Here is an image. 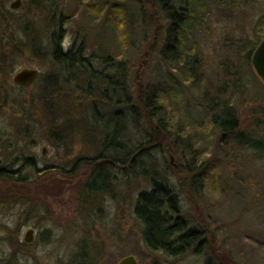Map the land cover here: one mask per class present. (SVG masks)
<instances>
[{"label": "rangeland", "instance_id": "obj_1", "mask_svg": "<svg viewBox=\"0 0 264 264\" xmlns=\"http://www.w3.org/2000/svg\"><path fill=\"white\" fill-rule=\"evenodd\" d=\"M13 1L1 0L0 5L12 13L16 21L27 23L26 19H29L35 30L44 29L45 23L39 12L32 8V11L27 12L31 6H28L26 0H20L21 7L18 11H10L8 5ZM118 1L133 12L131 32L137 40L141 35H148L150 40L157 29L158 47L163 44L168 22L160 14L159 7L149 0ZM164 1L177 9L180 6V0ZM50 4V11L56 5L57 12H62L64 23L66 22L63 23L64 33L61 39L65 47L72 42L77 31L82 32L80 34L85 38L89 48L88 55L98 51L103 44L101 39H109L101 26L94 27L90 32L82 31L84 25L80 15L84 12L85 4L80 0H51ZM46 10L44 9L45 12ZM204 10L195 19L193 33L187 35L188 48L194 44L199 72L205 79V91L215 102L230 108L240 131L253 140L258 151L234 143L220 145L217 129L204 132L203 127L209 125V115L202 108L200 116L195 95L187 92L183 95L170 88L175 98L169 99V102L177 111V123L189 128L187 139L179 140L177 156H171L173 167L183 163L179 153L187 152V145L192 140L199 143L196 149L208 148L210 158L217 159L220 166L218 195L191 193L188 195L190 202L187 195H182L175 187L180 197V215L188 220L189 228L199 230L204 227L205 220L211 223L210 228H206L208 234L205 236V246L195 253H189L178 264H204L207 260L217 264L219 260L214 253L223 259L230 258L235 264H264V84L251 67V57L248 60L241 58L237 52L246 43L250 47L260 43L257 23L264 18V0H209ZM107 45L111 51L113 47L110 43ZM43 62L24 52L14 59V72L6 87L2 77L4 74L0 75V95L7 100L0 111V167L10 166L14 171L20 170V174L28 182L27 185V182L15 184L0 179V264L63 263L78 250L76 246L83 237L90 245H96L98 250H106V255L98 264H116L119 259L128 255L134 256L137 264L159 263L158 255L146 249L141 238L142 227L133 215V200L137 194L149 190L145 179H133L114 172L115 179L109 186V192L101 197L89 195L82 198L77 190L89 175L86 168L79 167L67 174L68 177L58 172L41 171L53 167L67 170L76 158L95 156L93 150L87 151L76 142L71 152L63 154L50 146L44 130L36 131V128L31 136L24 139L17 134V121L24 116L28 95L34 90L35 84L33 82L27 85L20 92L11 84L12 76L25 68L36 69L41 74L46 71ZM146 62L142 67V74L149 86L160 84L164 89L166 74L174 82L179 81L177 67L153 56ZM138 66L140 67V59L135 56L129 69L133 79L134 73L140 71L136 70ZM181 88L183 89V85ZM180 94L183 95L185 104L182 103ZM22 95L26 97L23 99ZM183 158L187 159V156ZM25 159L32 161V168L24 167ZM153 160L158 170L170 175L176 184L169 165L170 157L166 153L153 154ZM38 174L40 175L37 176ZM179 178L181 177H177ZM40 185L47 188L48 196L42 194ZM37 191L46 200L40 206L26 201L12 205L5 197L7 192L15 193L21 198L26 193ZM33 206L35 210L37 208L36 211L31 209ZM28 229L34 230L31 245L22 242ZM44 231L50 234L46 243H42Z\"/></svg>", "mask_w": 264, "mask_h": 264}, {"label": "trees", "instance_id": "obj_2", "mask_svg": "<svg viewBox=\"0 0 264 264\" xmlns=\"http://www.w3.org/2000/svg\"><path fill=\"white\" fill-rule=\"evenodd\" d=\"M80 1L85 4L80 15L84 25L82 31L90 32L101 26L113 47L111 51L108 40L100 38L103 44L98 51L88 55L89 48L80 31L75 32L72 42L65 47L61 39L66 22L62 12H57L56 5L50 11L51 0H26L31 6L27 7V12L38 11L45 23L41 31L35 30L29 19H26L27 23L16 21L14 15L0 5V75L4 74L5 87L14 72V59L24 52L46 65L43 66L46 71L39 74L33 83L35 88L28 95L24 116L17 121V134L24 139L31 136L36 128V131L44 130L50 146L63 154L71 152L77 143L87 151L93 150L95 156L78 157L67 170L53 167L41 171L58 172L68 177L67 174L79 167L86 168L89 175L77 190L82 198L89 195L101 197L107 193L115 179L114 172L133 179H145L149 190L137 194L133 200V215L142 227V241L149 252L158 255L160 262L156 264H178L189 253L205 246L206 228H210L211 223L205 220L201 229H190L188 220L180 215V197L175 187L187 197L191 193L218 195L220 166L217 159L210 158L208 148L196 149L199 143L192 140L187 145V152L179 153L183 163L175 164V167L169 163L176 184L170 175L158 170L153 154L166 153L168 157H176L179 140L187 139L189 133V128L177 123V111L169 102L175 98L170 88L183 95L186 92L195 95L200 116L202 108L209 115V125L203 127L204 132L217 129L220 145L234 143L258 151L253 140L240 131L230 108L215 102L205 91V79L199 72L194 44L188 48L187 35L193 33L195 19L205 11L209 0H180L178 9L164 0H149L160 8V14L168 22L167 36L159 47L157 29L150 40L148 35L137 34L139 40L133 36V12L118 0ZM257 33L262 40L264 18L257 23ZM256 47L257 44L250 47L246 43L237 52L248 60ZM135 56L140 59V67L136 69L140 71L134 73L133 79L129 69ZM152 56L177 67L179 81L174 82L166 74L164 89L160 84H146L142 67ZM27 87L15 88L21 92ZM182 94L181 100L185 104ZM1 95L0 111L7 101ZM186 156L187 159L183 158ZM31 162L25 159L24 167L32 168ZM0 179L15 184L27 182L20 170L14 171L10 166L0 167ZM40 188L42 194L49 195L46 187L40 185ZM40 194L38 191L26 193L20 198L7 192L5 197L12 205L27 202L40 206L45 204ZM31 209L37 210L34 206ZM41 237L42 243H46L50 234L44 231ZM76 247L78 250L68 261L58 264H98L106 255L105 249L98 250L85 237L80 238ZM209 248L211 250V245ZM214 255L219 260L217 264L234 263L230 258ZM204 264L215 263L207 260Z\"/></svg>", "mask_w": 264, "mask_h": 264}, {"label": "water", "instance_id": "obj_3", "mask_svg": "<svg viewBox=\"0 0 264 264\" xmlns=\"http://www.w3.org/2000/svg\"><path fill=\"white\" fill-rule=\"evenodd\" d=\"M21 7L20 0H14L8 5L10 11H18ZM251 67L257 76V78L264 84V38L256 47L250 59ZM39 75L38 70L36 69H21L15 72L11 79V84L15 87H24L35 82ZM45 153L44 151L42 152ZM170 163L173 165V159L170 156ZM34 230L28 229L24 233L23 244L31 245L33 242ZM116 264H137L136 258L132 255L125 256L121 258Z\"/></svg>", "mask_w": 264, "mask_h": 264}]
</instances>
